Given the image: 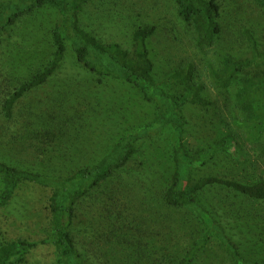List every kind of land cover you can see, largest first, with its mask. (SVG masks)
I'll return each instance as SVG.
<instances>
[{"label": "trees", "instance_id": "trees-1", "mask_svg": "<svg viewBox=\"0 0 264 264\" xmlns=\"http://www.w3.org/2000/svg\"><path fill=\"white\" fill-rule=\"evenodd\" d=\"M251 1L264 14V0ZM87 2L0 0V36L39 10L50 8L58 15L51 30L53 52L49 63L9 93L3 104L4 119H14L24 99L50 84L63 71L69 55L72 67L80 69L63 72L61 87L52 94L47 92L32 111L46 108L55 115L59 105L53 107L51 98L64 100L73 93L93 96L80 79L82 71L100 85L119 81L137 89L156 111L143 126L122 134L97 162L80 166L70 175L16 167L0 157V212L8 208L24 185L50 190L53 264H264L263 210L236 211L226 193L230 190L250 203L264 202V179L245 183L218 175H195L224 156L240 159L242 136L251 145L264 142V49L258 31L250 27L245 31L249 57L226 55L219 70H210L218 87H236L233 105L238 115L232 118L230 132L214 144L192 149L182 124L185 109L190 105L212 106L204 94L205 86L194 76V64L188 63L168 79L160 80L148 45L157 27L137 29L131 53L119 43L101 41L81 25L80 14ZM174 3L178 16L193 29L197 46L213 48L224 33L219 0ZM169 86L182 87L183 91L173 95L166 89ZM169 129L170 157L143 152L142 142L161 140ZM16 136L13 130L1 129V145L3 141H8L4 147L11 145ZM47 139L50 155H62L57 141L51 135ZM195 225L202 226L204 232L192 242L187 237ZM1 235L0 264H29V256L39 244L23 238L3 240ZM214 238L221 242L231 262L210 253ZM189 241L192 243L187 246ZM250 247L256 248L250 251L263 252L262 256L255 255L261 259L250 256L246 250ZM173 250L181 254L173 257Z\"/></svg>", "mask_w": 264, "mask_h": 264}, {"label": "rangeland", "instance_id": "rangeland-1", "mask_svg": "<svg viewBox=\"0 0 264 264\" xmlns=\"http://www.w3.org/2000/svg\"><path fill=\"white\" fill-rule=\"evenodd\" d=\"M174 2L175 0H88L80 14L81 25L101 41L119 43L131 53L134 52L135 31L148 25L156 26L157 31L149 39L148 45L160 80L168 79L175 70H180L188 63L194 64V76L205 86L204 94L212 101V106H188L182 124L188 145L192 149H201L229 133L232 118L238 115L233 105L236 87H218L210 76L211 67L219 70L226 55L239 59L250 56L245 35L249 27L258 31L257 37L264 49V14L251 0H219L222 5L224 33L213 48L201 49L196 44L193 29L178 16ZM57 19L56 11L42 9L19 20L12 29L0 36V131L9 129L17 135L16 142H11L7 147L3 145L8 141H3V145L0 143V157L9 160L16 167L48 173L54 171L57 176H66L80 166L97 162L122 134L147 123L156 108L146 103L137 89L119 81H106L100 85L82 71L80 79L92 91L93 96L84 97L73 93V96L64 100L51 98L53 107L59 105L55 115L46 108L32 111L41 99H45L47 92L51 91L52 94L56 87H61L60 82L64 83L63 72H76L80 69L72 67L69 55L63 71L50 84L24 99L14 119L5 120L2 110L9 93L49 63L53 52L51 30ZM166 89L173 95L183 91L178 86ZM48 135L57 141L62 155H50V148L45 142L49 140ZM170 135L169 129L161 140L152 136L156 139L142 142L143 152L148 150L157 152L161 157H170ZM240 139L243 154L240 159L224 156L195 175H218L245 183L264 179V142L262 145H251L243 136ZM253 162H256V166ZM226 193L230 194L232 207L236 211L251 212L261 209L264 212V202L250 203L230 190H226ZM50 194V190L24 185L8 208L0 212L2 239L9 241L23 238L39 244L29 256V264L54 263L55 250L49 241ZM194 227L191 236L187 237L192 242L202 237L204 232L202 226ZM247 246H250L249 242ZM246 250L250 252V256L257 257L253 259H261L262 251H250L256 250L254 247ZM210 253L231 262L225 248L215 238L212 240ZM258 253L261 255L255 256ZM180 254L181 251H172L173 257Z\"/></svg>", "mask_w": 264, "mask_h": 264}]
</instances>
